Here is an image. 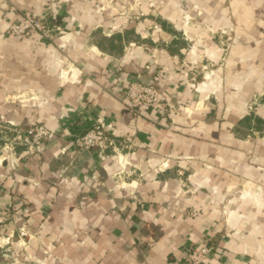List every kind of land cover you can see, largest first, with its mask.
Segmentation results:
<instances>
[{"label":"crops","instance_id":"obj_1","mask_svg":"<svg viewBox=\"0 0 264 264\" xmlns=\"http://www.w3.org/2000/svg\"><path fill=\"white\" fill-rule=\"evenodd\" d=\"M49 1L0 0L1 26L41 12L60 35L0 28V126L52 134L38 152L0 150V264H24L21 226L33 264H188L205 240L203 264H264V0H143L161 45L123 0ZM132 81L160 90L165 116H136ZM95 127L116 148L78 150Z\"/></svg>","mask_w":264,"mask_h":264},{"label":"built area","instance_id":"obj_2","mask_svg":"<svg viewBox=\"0 0 264 264\" xmlns=\"http://www.w3.org/2000/svg\"><path fill=\"white\" fill-rule=\"evenodd\" d=\"M9 28L17 35L27 32H38L46 38L49 37V30H47L46 26L32 18H28L19 25H13ZM161 78V73L156 74L154 81L159 82ZM124 100L136 116L155 114L162 117L165 116L168 107V103L163 100L158 88L140 81H132L128 84L125 88ZM51 137V132L41 124H36L26 129L12 128L9 124L2 125L0 126V140L2 141L0 150L5 155L3 158H8L14 154L17 148H24L30 153L38 152L51 140ZM75 144L80 151H91L93 149L105 151L110 146L116 148V140L99 127L82 133L76 139ZM22 235H25V233H22ZM210 253L209 240H205L201 247L190 250L186 258L187 263L203 264Z\"/></svg>","mask_w":264,"mask_h":264},{"label":"rangeland","instance_id":"obj_3","mask_svg":"<svg viewBox=\"0 0 264 264\" xmlns=\"http://www.w3.org/2000/svg\"><path fill=\"white\" fill-rule=\"evenodd\" d=\"M114 0H101V2L99 3V10L101 11H106L109 9H113L114 7H112ZM50 3H48V9L49 10H53L54 8H57L58 6L62 5V1L61 0H51L49 1ZM42 6V5H41ZM122 12L121 14L125 17H127L128 20H130L131 22H136L137 25H142L144 28L145 33L143 34L144 40L146 42H149L151 44H158L161 45L163 43H165V41L167 40V36H162L161 31L159 32L158 28H160V25L157 23V18L160 17L156 6L154 3H145L143 0H123L122 3V8H121ZM21 13V12H20ZM28 18H32L35 19L37 21L42 22L47 30H49V37H44L41 33L38 32H27L25 34L22 35H17L16 33H14L9 27L13 26V25H19L21 22L27 20ZM47 16H45L43 13L41 12H36L33 14H21V17L18 18L17 20H14L12 22L7 23L4 26H1V19L2 17L0 16V28L4 29V32H6L7 34L17 37V38H21V37H25V36H33V35H38L41 38H43L44 40H46L47 42L50 43H54L55 40L60 37V35L55 34V31L53 29V27H51V25L49 24V22L46 20ZM185 22L187 23L188 26H190V22L191 20L188 19L187 17H185ZM171 37V36H170ZM181 37L183 38V40H185L190 46L194 44L195 41H197L195 38L190 37L188 34L185 35H181ZM168 41V40H167ZM218 42L219 44H225L227 46V39H225L224 37H221L220 39L218 38ZM216 67L215 65L212 66V70L211 71H215ZM209 71V70H206ZM23 226H21L20 228H15L14 229V235L15 237H17V244H18V250H19V254L18 256L21 257L23 255H25V259H24V264H28L29 260L30 263L29 264H33V262L37 261L36 259L33 261V257L31 254H29V249L31 244H23L22 239H23V235L22 233H25L26 236L27 233L25 232L26 229L22 228ZM32 238V237H31ZM43 245V243H41ZM40 244V246L42 247V245ZM24 246V247H23ZM53 244L52 243H46L45 244V250L46 252H50L52 249ZM31 255V256H30ZM31 257V258H30ZM22 262V260H20Z\"/></svg>","mask_w":264,"mask_h":264}]
</instances>
